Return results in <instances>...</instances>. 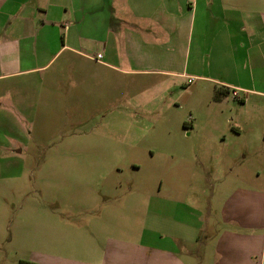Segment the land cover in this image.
Here are the masks:
<instances>
[{"label": "rangeland", "instance_id": "374dc122", "mask_svg": "<svg viewBox=\"0 0 264 264\" xmlns=\"http://www.w3.org/2000/svg\"><path fill=\"white\" fill-rule=\"evenodd\" d=\"M90 47L87 53L94 59L100 52L101 59L105 51ZM73 61L61 71L56 59L47 86L45 71L31 74L37 82L32 118L2 120V132L10 131L14 140L12 156L0 161V264L96 261L108 232L90 223L104 210L115 211V200L123 208L106 221L109 233L139 241L150 220L147 197L170 193L175 175L202 205L212 200L218 208L237 189L255 191L250 206L260 215L264 96L240 99L242 92L218 93L202 78L188 82L101 67L87 75L90 86L82 82L74 90ZM233 126L241 130L235 133ZM121 218L124 225L117 223ZM258 234L264 243V226ZM258 262L264 264V245Z\"/></svg>", "mask_w": 264, "mask_h": 264}, {"label": "crops", "instance_id": "0c3cea01", "mask_svg": "<svg viewBox=\"0 0 264 264\" xmlns=\"http://www.w3.org/2000/svg\"><path fill=\"white\" fill-rule=\"evenodd\" d=\"M104 19L108 26L102 28ZM92 44L104 57L87 53ZM56 59L61 71L74 60L79 81L74 90L82 82L90 86L87 75L101 67L111 73L202 78L218 93L242 92L240 99L264 96V0H0V161L12 156L14 140L10 131L2 132V120L16 124L18 114L32 118L37 82L31 74L45 71L47 86ZM23 87L26 94L18 92ZM27 92L30 99H24ZM240 130L233 126L235 133ZM172 181L170 193L159 190L147 197L150 220L137 242L109 233L110 220L123 208L116 200L115 211L93 218L90 225L108 233L97 260L77 264H259L264 208L259 215L250 206L257 192L237 189L217 208L178 186L177 175ZM199 234H205L202 243Z\"/></svg>", "mask_w": 264, "mask_h": 264}, {"label": "trees", "instance_id": "16d2710c", "mask_svg": "<svg viewBox=\"0 0 264 264\" xmlns=\"http://www.w3.org/2000/svg\"><path fill=\"white\" fill-rule=\"evenodd\" d=\"M19 264H38V263L33 262V261L20 260Z\"/></svg>", "mask_w": 264, "mask_h": 264}, {"label": "built area", "instance_id": "2783aa9c", "mask_svg": "<svg viewBox=\"0 0 264 264\" xmlns=\"http://www.w3.org/2000/svg\"><path fill=\"white\" fill-rule=\"evenodd\" d=\"M98 57L100 56V54L97 55ZM188 82H192V78H189Z\"/></svg>", "mask_w": 264, "mask_h": 264}]
</instances>
